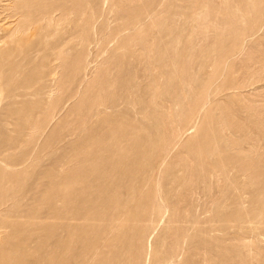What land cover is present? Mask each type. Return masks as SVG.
<instances>
[{"label": "rangeland", "instance_id": "obj_1", "mask_svg": "<svg viewBox=\"0 0 264 264\" xmlns=\"http://www.w3.org/2000/svg\"><path fill=\"white\" fill-rule=\"evenodd\" d=\"M30 2L0 50V264H264V0Z\"/></svg>", "mask_w": 264, "mask_h": 264}, {"label": "bare ground", "instance_id": "obj_2", "mask_svg": "<svg viewBox=\"0 0 264 264\" xmlns=\"http://www.w3.org/2000/svg\"><path fill=\"white\" fill-rule=\"evenodd\" d=\"M29 3H31L30 0H21L20 2H18L17 0H16V2L10 1L8 8L11 11L10 17H15L14 21L12 22L14 25H13V28L11 29L10 34H9V38L8 39H10V40L4 41V38L8 37V34H0V50L2 49V46H4V48H6L7 46H11V48H12L13 44H15V45L16 44L17 45L18 44L19 45L22 44V45H24V44L27 43L26 42L27 38L24 36L23 33H25L26 31H28L30 29L32 30L33 29V25L36 23V21L35 22H33L32 20L29 21L28 18H25V17H28V15L31 16L30 10L27 11V8H26V7H28ZM52 4H53V2L50 1L49 2V6H48V8L46 10L45 9L42 10L41 8L36 9L37 12H38V15H39L38 19H40L41 16H43L41 18H46L47 22H48L47 26H48L49 29H50V27H52V21H54V16L57 13V11L61 12L60 9L53 8ZM113 30H117V29L116 28L115 29L109 28L108 31L106 33H104V34L111 35V34H113ZM120 31L121 30L117 31L115 34L118 35L120 33ZM115 38H116V36L114 35L109 40V42L111 43V41H114ZM84 40H85V38H84ZM15 47H14V49H15ZM15 60H17L18 62L24 61V60H26V57L16 56Z\"/></svg>", "mask_w": 264, "mask_h": 264}]
</instances>
